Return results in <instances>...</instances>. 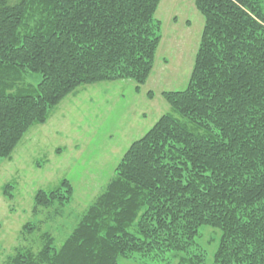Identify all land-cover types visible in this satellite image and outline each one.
<instances>
[{
	"label": "trees",
	"instance_id": "1",
	"mask_svg": "<svg viewBox=\"0 0 264 264\" xmlns=\"http://www.w3.org/2000/svg\"><path fill=\"white\" fill-rule=\"evenodd\" d=\"M160 2L0 0V159L78 87L129 80L139 91L160 44ZM194 7L204 22L190 79L161 94L173 113L128 147L65 243L40 251L43 263L137 254L205 264L196 242L210 227L220 232L212 264H264V0ZM58 185L35 193L34 211L68 204L71 184Z\"/></svg>",
	"mask_w": 264,
	"mask_h": 264
},
{
	"label": "rangeland",
	"instance_id": "2",
	"mask_svg": "<svg viewBox=\"0 0 264 264\" xmlns=\"http://www.w3.org/2000/svg\"><path fill=\"white\" fill-rule=\"evenodd\" d=\"M154 19L161 23L160 44L139 91L129 80L78 87L0 159V264H45L40 251L65 243L128 147L159 117L173 113L161 94L187 86L204 19L194 0H161ZM62 180L72 186L68 204L34 211L35 193L56 189ZM198 232L196 248L212 264L220 232ZM117 264L166 263L134 254Z\"/></svg>",
	"mask_w": 264,
	"mask_h": 264
}]
</instances>
